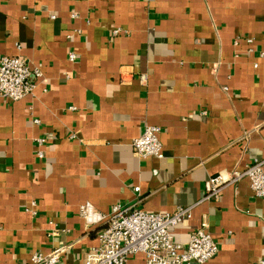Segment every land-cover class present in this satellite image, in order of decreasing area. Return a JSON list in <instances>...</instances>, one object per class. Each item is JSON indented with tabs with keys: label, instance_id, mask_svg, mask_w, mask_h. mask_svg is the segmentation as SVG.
<instances>
[{
	"label": "crops",
	"instance_id": "crops-1",
	"mask_svg": "<svg viewBox=\"0 0 264 264\" xmlns=\"http://www.w3.org/2000/svg\"><path fill=\"white\" fill-rule=\"evenodd\" d=\"M262 53L264 0H0V58L42 72L32 96L0 98V264L54 249L82 264L104 225L84 204L100 217L192 207L173 235L186 244L205 221L217 244L205 264L264 258V199L247 179L199 202L208 177L264 161ZM146 125L161 159L133 152Z\"/></svg>",
	"mask_w": 264,
	"mask_h": 264
},
{
	"label": "built area",
	"instance_id": "built-area-1",
	"mask_svg": "<svg viewBox=\"0 0 264 264\" xmlns=\"http://www.w3.org/2000/svg\"><path fill=\"white\" fill-rule=\"evenodd\" d=\"M71 17H76L74 11ZM120 33L121 30L115 28L111 36ZM69 59L73 61L75 55L70 53ZM41 77V70L31 67L21 56L1 57L0 98L15 102L32 96L35 81ZM33 123L39 124V121L34 119ZM159 133L158 127L144 126L141 134L131 142L134 154L139 158L161 159ZM37 145L36 156L42 159L45 140H37ZM243 179L248 180L255 197L264 199V161H255L242 170L219 172L208 177L199 202L218 201L224 188L235 186ZM133 191L138 192L139 188L135 187ZM191 212L192 207H185L177 208L171 214L151 213L138 208L137 204H116L107 215L100 217L91 206L84 204L80 206L79 216L86 223L103 221L104 225L97 232V244L84 254L82 264H129V260L139 254L144 257L145 264H205L217 253V244L205 221L192 231L186 244H179L174 239L173 230L191 218ZM62 252V249H54L48 254L32 252L26 264H60ZM255 264H264V258Z\"/></svg>",
	"mask_w": 264,
	"mask_h": 264
}]
</instances>
